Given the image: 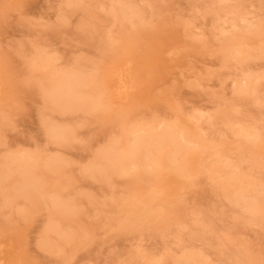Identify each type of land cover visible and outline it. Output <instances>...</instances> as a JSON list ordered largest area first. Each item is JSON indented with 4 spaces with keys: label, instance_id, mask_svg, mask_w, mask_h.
<instances>
[{
    "label": "rangeland",
    "instance_id": "obj_1",
    "mask_svg": "<svg viewBox=\"0 0 264 264\" xmlns=\"http://www.w3.org/2000/svg\"><path fill=\"white\" fill-rule=\"evenodd\" d=\"M120 1L133 5L136 18H113L110 0L75 7H64V0H0V264H172L185 252L204 264H264V205L254 217L215 187L241 177L264 189V0L229 3L244 4L247 18L261 26L255 33L236 31L248 53L242 59L218 52L220 21L206 11L212 0ZM44 63L52 68L44 70ZM110 66L122 68L123 85L107 79ZM51 69L90 78L84 88L90 106L62 111L50 105ZM244 75L257 78L253 94L235 92L233 81ZM117 86L127 89L121 98ZM167 124L202 132L204 148L184 163L190 175L170 167L157 177L147 167L107 178L86 173L111 143L126 145ZM54 127L68 130L69 140L51 138ZM244 127L259 139L235 134ZM21 156L35 160L32 178L41 187L29 200L6 202L19 185L18 174L7 171L10 158ZM54 158L58 166L45 171V161ZM156 190L154 203L169 212L166 219L124 226L128 201ZM54 194L73 206L68 218L51 214L47 198ZM50 220L58 230L47 234V249L39 239Z\"/></svg>",
    "mask_w": 264,
    "mask_h": 264
},
{
    "label": "bare ground",
    "instance_id": "obj_2",
    "mask_svg": "<svg viewBox=\"0 0 264 264\" xmlns=\"http://www.w3.org/2000/svg\"><path fill=\"white\" fill-rule=\"evenodd\" d=\"M111 2L114 5L115 4L116 5L114 6ZM230 2H233V1L232 0H212L209 3L211 5H208L207 4L208 2L206 3L209 6L208 7L206 5L208 8V10H206V11H208V13H211V16L212 15L215 16V17H212L214 19V20H212L213 22H217V19H218V21H220V23H219L220 25L218 24V26H217V24H216L217 27L215 28V30L218 31V34L220 36V41H221V46L219 44L221 51L219 50L218 52H220V53L222 51L224 53L226 52L227 58L231 57L233 59H235V58L238 59L240 57L242 59L243 56H247L248 53L245 49H243V44L238 43V41H239L238 39H241V38H239L240 32L236 33V31L237 30L240 31L242 29L243 31L245 30L244 31L245 33H247V32L255 33V32L259 31L261 26L259 24L253 23L252 18L251 19L247 18L248 13H246L244 11L245 8H243V6H242L244 4L237 3L234 6H231V4L229 6ZM81 3H82V0H64L63 4H64V7L65 6L75 7V6H79ZM110 3L112 5V8L110 9V13H111L110 15H112L113 18H116L118 16H122L125 19V17L127 18V16L132 17V16L137 14V12L134 11V7H132L133 5H131V4H130V7L127 8V5H129V4L128 3L124 4L126 6V7H124L120 0H110ZM200 5H201V3H200ZM131 8H133V9H131ZM138 13H139V11H138ZM132 18L134 19V18H136V16L132 17ZM192 29H194V27ZM195 29H197V28H195ZM243 31H241V32H243ZM201 34H203V33H201ZM236 34H238V35H236ZM198 36L201 37V35H198ZM202 38H204V36ZM124 39H125V37H124ZM131 41H133V40H131ZM123 42H127V41H123ZM126 49L127 48H125L124 50H126ZM261 51H263V50H261ZM125 52H127V51H125ZM128 52H129V50H128ZM119 55L121 56V54H119ZM122 55H123V53H122ZM39 57H37V59ZM39 62H45V60L41 57V58H39ZM117 67H120V66H117ZM117 67L114 68V67L110 66L109 67L110 69L108 70V72L106 74L107 75L106 77L110 81H113V79H114V81L118 80V82H120V84L123 85V80H122L123 74L121 72L122 68L121 67L117 68ZM42 68L44 70L48 71V69L50 70V68H52V67L49 64L47 65L46 63H44L42 65ZM51 71H52V69H51ZM44 75H45V73H44ZM44 75H42V76H44ZM249 76L250 75H244L239 81H236V82L233 81V85L235 87H237V89L235 88V92L239 93L238 95H240L241 93L245 94L248 91L250 94L251 91H254L256 89L255 87H253L255 85L252 84L254 77H253V79H251ZM256 79L257 78H255L254 80H256ZM46 81H47L46 84H47V88H48L47 99H48L49 104L54 106L55 108L60 109L62 111H73V110H76L77 108H81V107L87 108L88 106H90V101L88 99V93L84 92V88L86 86H88L89 84H91V80H90V78L88 79L87 76L82 75V74H75V73L70 72V71H65V72L64 71H57V69H56V72L53 73V71H52V73L47 76ZM249 86H250V88H249ZM44 87H46V86H44ZM118 87L119 86H117V88ZM117 88H116L114 94L116 96H118V98H121L122 95L126 94L127 89L125 87L120 86V88H118V89ZM253 93L251 92V94H253ZM228 114H226V115H228ZM219 115H220V113H219ZM219 115H217V116L219 117ZM229 116H231V115L229 114ZM216 117H212L213 120H215ZM218 117H217L218 123H220L219 120L222 117H219V118ZM201 118H202V116H201ZM226 118H228V117L226 116ZM217 119H216V121H217ZM224 119H225V117H224ZM224 119H222V120H224ZM228 121L231 122L232 124L236 123V122H232L233 121L232 118H231V120H228ZM225 123L226 122H224V124ZM234 125H237V124H234ZM174 127H176V126H168V124H167L166 126H163V127L161 126V130L159 132H157V131L155 132V127L151 128L146 134H143L140 136L139 135L135 136L126 145H118V144L115 145L114 143H111V145H109V147L102 150L97 155L96 162L93 163L90 167H88L86 169V173H88L89 175H93V176L97 175V176H100L102 178H107L111 174H114L117 172H120V173L128 172L131 168L141 171V168L147 167L150 169L151 173H154V175H156L157 173H160V171L163 168L170 167L172 170H174L177 173V175L178 174L179 175L183 174L184 176L190 175V173H188V171L185 168L187 155H190L193 153L196 154V153H198V151H201V149L204 148V146H205V145L203 146L204 139L200 135V134H202V132L200 134H199V132H196V135L194 134L195 133L194 132L191 135V132L189 133V132H187V130L185 131L183 129H177L178 126L176 127V129H177L176 130ZM181 127H183V126H180V128ZM54 128L48 130V134L51 138H53L59 142L69 140L70 133L68 130L66 131V130H63L60 128H58V129H56V128L54 129ZM200 130L201 129L199 128V131ZM232 130H235V129H232ZM254 131H255L254 128L251 129V127L250 128L244 127V128H239V130H237L235 132V134L237 136L239 134H242V137L246 138L245 139L246 141H254L255 142L259 139V135L257 134L256 131L255 132ZM197 134H199V136ZM192 147H194V148H192ZM196 147L198 149H195ZM217 147H219V146H217ZM206 148H208V147H205V149ZM219 151L217 150L218 155L220 153ZM222 156L224 157L225 155L224 154L220 155L219 156L220 160H221L220 157H222ZM224 158L226 159V157H224ZM208 159H210V158H208ZM219 159H218V161H220ZM31 161H32V163H31ZM211 161H213V160H211ZM211 161H210V163H212ZM59 162H60L59 160H56L54 158V159L46 160L45 164L43 163L44 165L43 164L42 165H43V168L45 171L46 170L49 171V170L54 169L56 165L58 166ZM198 162H197V165H199V163L201 165L203 161H201L199 163ZM35 164H36V162L33 159V157L21 156V157H16V158L15 157L10 158L9 165H12L13 168H9V169H7V171L8 172H9V170L11 172L14 171L15 173L18 174L17 180L19 182V185L14 189L13 193L8 194L5 197L6 199L4 198L5 199L4 201L9 200L6 202H11L14 199V197L15 198L16 197H23V198L29 200L30 196L31 197H32V195L34 196V193L36 192L35 190H37V192H38L37 188H39L40 183L39 184L36 183L37 181H34V178H32V176H33L32 172L34 173V171L37 168V166ZM197 165H195L196 168L198 169L197 172L199 170L201 171V169H200L201 167L199 168V167H197ZM195 166L193 168V171L196 170ZM5 174H6V172H5ZM6 175H8V174H6ZM40 175L42 176V172L40 173ZM45 177H46V175H45ZM156 177H157V175H156ZM156 177H154V178H156ZM230 179L231 178H226L222 182H216V184H215L216 185L215 187L219 190V192L224 197V199L229 200L234 205H237V206L241 205L242 208L246 212L250 213L254 217H257L258 215H260L261 209L264 208L263 207L264 198L262 196L264 194V189H261L260 186L258 189V186H255V185L252 186V184H250L249 182H244L245 180H243V178H241V177H238L235 180L231 179L232 181ZM36 185H38V186H36ZM33 191H34V193H33ZM158 193H159V190L153 191L149 195V197H147V199H144V200L137 198V197L132 198V200H129L127 205L123 209L124 219L121 220L123 222V225L124 226L125 225H131V224L133 225V224H137L139 222L141 223L144 220H148V221L151 220L153 222L155 220H157V222L162 221V219L165 216H167V214L169 212H166V211H161V212L159 211L158 212L157 211L158 203H157V205H155V203H156V201H159V199H157ZM54 195H52V196L49 195L50 197L47 198L48 205L50 206L49 208H51V210H52L51 214L56 216L58 218V220L68 218L73 213L72 212L73 206L67 202L61 201V199H60L61 197H59L58 194L55 196ZM176 203L177 202H175V204ZM6 204H8V203H6ZM173 208H174V210H177L178 213H181L180 211H182L176 205ZM180 217H181V215H180ZM159 218H160V220H159ZM165 219H166V217H165ZM165 219H163V220H165ZM178 219H179V216H178ZM255 219L257 220V218H255ZM57 227L58 226L53 221L50 220L49 224L46 226V228L42 232V235H41L42 237H40V239H39L41 247H45L47 249L50 248V246H51L50 241H49L50 239H48L47 234L49 233V235H50L52 232L56 233L58 230ZM188 253L185 252V255L184 254H183V256L181 255L182 257L180 256V258L178 257V259L176 258L173 261H171V262H173L172 264H204L205 261L203 258H199V256H196L197 254L195 255V254H193V252H192V254H190V253L188 254ZM150 264H152V263H150Z\"/></svg>",
    "mask_w": 264,
    "mask_h": 264
}]
</instances>
